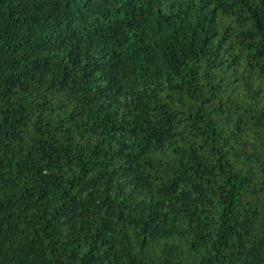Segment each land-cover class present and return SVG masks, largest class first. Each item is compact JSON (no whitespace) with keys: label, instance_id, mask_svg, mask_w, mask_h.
<instances>
[{"label":"trees","instance_id":"1","mask_svg":"<svg viewBox=\"0 0 264 264\" xmlns=\"http://www.w3.org/2000/svg\"><path fill=\"white\" fill-rule=\"evenodd\" d=\"M0 264H264V0H0Z\"/></svg>","mask_w":264,"mask_h":264}]
</instances>
